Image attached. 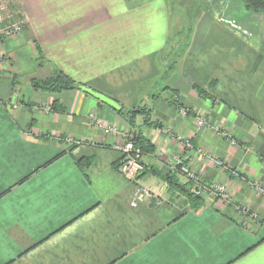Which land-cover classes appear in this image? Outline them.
<instances>
[{"label": "crops", "instance_id": "crops-1", "mask_svg": "<svg viewBox=\"0 0 264 264\" xmlns=\"http://www.w3.org/2000/svg\"><path fill=\"white\" fill-rule=\"evenodd\" d=\"M0 2L23 24L0 37V264H264V13L240 0H203L193 21L168 0ZM240 7L250 33L221 19ZM55 70L123 111L144 106L151 124L137 115L130 129L78 88L32 86ZM137 132L154 196L133 204L116 167ZM176 156L256 220L211 196L180 208L177 185L160 190Z\"/></svg>", "mask_w": 264, "mask_h": 264}, {"label": "rangeland", "instance_id": "rangeland-1", "mask_svg": "<svg viewBox=\"0 0 264 264\" xmlns=\"http://www.w3.org/2000/svg\"><path fill=\"white\" fill-rule=\"evenodd\" d=\"M168 2H170L169 6H171L172 4H176L177 8L175 9V7H170V12H171V16H175V13H179L180 15H183L188 21L192 20L196 17L199 7L201 6V4L203 3V0H168ZM223 11L227 10V13H231L233 16L236 15L235 9L234 7L231 8H222ZM240 11H238L237 14L240 15V19L236 18L237 20H235V17L232 19H227L224 16V13L220 12L221 15V19L223 22H225L229 27H231L232 29L239 31V32H243V33H250L251 29L249 28V26L247 27V25L244 23L245 21L243 20L244 16L242 13V9L241 7L239 8ZM240 12V13H239ZM257 16V15H256ZM177 21L179 22V17L177 18ZM244 21V22H243ZM186 32V31H185ZM182 37V36H180ZM181 41V38L179 39L178 42ZM176 42V45L177 43ZM175 46V44H174ZM49 77V76H48ZM45 77V78H48ZM42 78V79H45ZM137 107H141V106H137ZM144 107V106H143ZM145 108V107H144ZM146 109V108H145ZM202 118V117H200ZM203 122H204V118ZM205 124V122L201 125L203 126ZM189 145V144H187ZM190 146V145H189ZM178 157L180 156H176L174 163L172 165H170V167L168 166V172L166 174H169L170 176H175V174L177 173L180 177L181 180L179 181L178 179L175 178L176 180V184L178 188H173L177 194H175V196L172 198V200L180 207L183 209H186L187 207H185L184 205L187 199H192V198H199V199H206L208 198V196H211L212 198L215 199H219L221 201H223L225 204H229L235 207V209L237 211L240 212L241 215H245L247 217H250L253 220H256L257 216L255 214H253L248 207H246L245 205H242L240 200L238 199H234L231 197L230 193H229V188H228V183L225 181H216L213 183H206L205 179L203 177L202 174L197 173L194 170L190 171L192 173V178H189L187 175L182 174L180 171H176L175 168V163L176 160L178 159ZM222 168V170H226L228 172H233L234 175H237V177H240L238 171H236L233 168H230L228 166H226V164H221L218 165ZM226 167V168H225ZM178 170V169H177ZM174 174V175H173ZM161 185L166 186L164 188H162V186L160 187V190H166L168 183L166 181H162ZM222 188V190L220 191L219 188ZM183 188V190H181ZM149 191V189H148ZM150 194H147V198H151L154 196V193L152 191H149ZM221 193L226 194L227 197H221ZM222 198V199H221Z\"/></svg>", "mask_w": 264, "mask_h": 264}, {"label": "built area", "instance_id": "built-area-1", "mask_svg": "<svg viewBox=\"0 0 264 264\" xmlns=\"http://www.w3.org/2000/svg\"><path fill=\"white\" fill-rule=\"evenodd\" d=\"M6 4L0 2V37H8L14 34H17L22 29V22L19 20H12V15H5L6 13ZM197 125L201 126L204 122L202 118L196 120ZM106 133H117L118 129L116 127H109L105 129ZM121 158L116 167L118 173L123 177L127 182L132 183L136 186V192L133 197V204L143 201L147 198V194H150V190L144 188L141 185L140 175L144 171L145 165L141 160L140 151L138 148H135L133 143L129 140H126L120 147ZM178 167L179 171L187 175L189 178H192V173L189 167L186 165L184 159L178 157L175 163V168ZM166 186H162L164 188ZM221 191L222 188L220 187ZM227 197L226 194L221 193V197ZM222 199V198H221Z\"/></svg>", "mask_w": 264, "mask_h": 264}, {"label": "trees", "instance_id": "trees-1", "mask_svg": "<svg viewBox=\"0 0 264 264\" xmlns=\"http://www.w3.org/2000/svg\"><path fill=\"white\" fill-rule=\"evenodd\" d=\"M240 2L244 10L248 12L257 14L264 13V0H240ZM31 84L37 89L48 90L53 92L75 89L79 86L78 83H76L74 80H72L69 76H67L60 70H55L52 75L45 79H32ZM196 92L200 97H207L206 91L202 88H196ZM118 112L125 117L130 129L135 128V118L137 115H143L144 123L151 124L148 122L149 111L144 107H135L126 111H123V109L121 108L120 110H118ZM128 140L133 143L135 148L139 149L141 156L143 154L150 153L153 151V146L150 141L144 136H142L140 132L134 133ZM176 171L179 172L178 167H176ZM175 177L176 176H170L169 174H166L162 176L161 179L166 181L168 184H176L177 182L175 180Z\"/></svg>", "mask_w": 264, "mask_h": 264}, {"label": "water", "instance_id": "water-1", "mask_svg": "<svg viewBox=\"0 0 264 264\" xmlns=\"http://www.w3.org/2000/svg\"><path fill=\"white\" fill-rule=\"evenodd\" d=\"M77 88L82 90L83 92L95 97L96 99L102 101L103 103L111 106L114 109H117V110L121 109V106L118 105L115 101H113L110 98H107L106 96L92 90L91 88H88V87L83 86V85H79Z\"/></svg>", "mask_w": 264, "mask_h": 264}]
</instances>
